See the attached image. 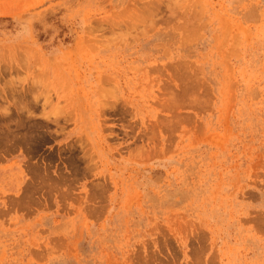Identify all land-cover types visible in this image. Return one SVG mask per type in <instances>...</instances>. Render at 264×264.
I'll list each match as a JSON object with an SVG mask.
<instances>
[{"label": "rangeland", "instance_id": "obj_1", "mask_svg": "<svg viewBox=\"0 0 264 264\" xmlns=\"http://www.w3.org/2000/svg\"><path fill=\"white\" fill-rule=\"evenodd\" d=\"M0 264H264V0H0Z\"/></svg>", "mask_w": 264, "mask_h": 264}]
</instances>
